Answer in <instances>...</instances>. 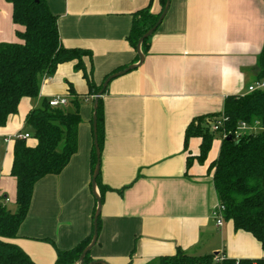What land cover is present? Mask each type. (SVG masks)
Masks as SVG:
<instances>
[{"label": "crops", "instance_id": "obj_1", "mask_svg": "<svg viewBox=\"0 0 264 264\" xmlns=\"http://www.w3.org/2000/svg\"><path fill=\"white\" fill-rule=\"evenodd\" d=\"M46 2L57 17L61 44L89 52L82 60L96 86L114 70L138 62L127 40L132 14L146 7L161 11L160 0ZM263 5L262 0H169L142 63L108 82L100 97V178L112 190L105 191L101 202L98 241L90 249L93 260L145 264L178 248L190 255L264 258L250 233L234 230L226 220L218 227L211 217L218 199L208 166L220 141H212L203 163L192 159L189 167L186 158L198 154L200 139L191 137L184 148L185 129L193 119L220 114L226 96L245 94L250 84L264 80L258 66ZM22 30L13 22L11 3L0 0V44L19 42L16 33ZM69 87L84 99L77 151L59 174L34 184L26 217L11 239L35 264H56V248L68 250L89 235L95 193L100 196L90 172L94 98L87 95L75 61L59 64L40 83L38 96L20 99L16 113L0 127V197L16 211V181L10 174L14 136L28 133L25 141L34 146L26 114L50 97H69Z\"/></svg>", "mask_w": 264, "mask_h": 264}, {"label": "trees", "instance_id": "obj_2", "mask_svg": "<svg viewBox=\"0 0 264 264\" xmlns=\"http://www.w3.org/2000/svg\"><path fill=\"white\" fill-rule=\"evenodd\" d=\"M6 1L12 5L13 22L22 26L23 30L16 33L19 42L0 44V127L6 124L9 115L16 113L20 99L38 96L42 78L52 76L61 63L75 61V69L82 72L88 88L87 95L92 99L102 89L104 80L122 69L118 68L106 75L102 84L96 86L91 70L85 69L82 60L89 52L79 48H66L61 44L57 17L50 11L46 0ZM262 1L264 4V0ZM160 4L161 11L158 13H152L146 7L132 14L127 40L135 51L138 40L157 23L166 0H160ZM149 37L140 45L142 54L145 53ZM258 66L261 78L264 76V42L258 55ZM106 89L107 86L103 93ZM68 93L67 104L73 106L72 112L66 111L67 104L50 107L48 99H45L39 107L30 109L26 114L25 123L31 128L32 137L36 140L34 146H29L26 139H14L10 174L16 181L17 208L16 211H11L1 202L4 198L0 197V264H35L11 239L16 237L19 226L26 217L34 184L44 176L59 174L77 151L78 126L82 121L79 108L84 99L72 87H69ZM95 114L96 141L101 153L104 116L100 97ZM219 115H223L225 120L217 132L211 131L209 122ZM241 123L251 126L253 131L234 138L233 131ZM222 132H230L232 139H220L218 155L209 164L208 171L212 173L218 204L224 208L223 219L232 222L234 230L250 233L264 249V89L228 95L220 114L193 119L185 129L184 148H187L191 137H198L199 151L197 155L186 158V167H189L192 159L203 163L212 141ZM95 165L96 150L93 144L90 153L91 176ZM95 183L102 202L105 191L112 189L102 184L100 170ZM118 192L121 193V189ZM95 209L94 207L93 217ZM99 230L100 215L97 218L95 243L98 241ZM92 237L93 225L89 235L74 247L68 250L56 248V264H76ZM214 257L215 254L190 255L178 248L174 254L159 256L145 264H264V258L236 260L224 257L221 261L214 262ZM82 262L104 264L97 260L95 262L90 256V250L84 255Z\"/></svg>", "mask_w": 264, "mask_h": 264}, {"label": "water", "instance_id": "obj_3", "mask_svg": "<svg viewBox=\"0 0 264 264\" xmlns=\"http://www.w3.org/2000/svg\"><path fill=\"white\" fill-rule=\"evenodd\" d=\"M168 6H169V0H166V4H165V7L163 8L158 20H157V23L150 29L148 30L139 40H138V43H137V47H136V53L138 55V62L136 64H132V65H129L127 66L126 68L116 72V73H113L111 75H109L103 82L102 84V89L98 92V94L95 95L94 97V100H93V115H92V131H93V144H94V147H95V150H96V165H95V170H94V173H93V176H92V187L95 189L96 186V183H95V179H96V176L100 170V150L98 148V144H97V141H96V133H95V126H96V114H95V108H96V103H97V100L99 97H101L104 89L106 88L108 82L117 77L118 75H121L123 73H126L127 71L131 70V69H134L136 68L137 66H139L143 59H144V55L142 54V51L140 49V45L142 43V41L149 37L151 34H153V32L156 30V28L158 27L159 23L161 22L162 18L164 17L165 13L167 12V9H168ZM227 140H231V136H227L226 137ZM95 199H96V209H95V214H94V217H93V237H92V240L91 242L89 243V245L83 250L80 258H79V261L76 263V264H83V257L84 255L91 249V247L95 244L96 242V239H97V218L100 214V209H101V200H100V196L95 193ZM96 262V261H95ZM94 262H92L91 264H93ZM104 263V262H103ZM105 264V263H104Z\"/></svg>", "mask_w": 264, "mask_h": 264}, {"label": "built area", "instance_id": "obj_4", "mask_svg": "<svg viewBox=\"0 0 264 264\" xmlns=\"http://www.w3.org/2000/svg\"><path fill=\"white\" fill-rule=\"evenodd\" d=\"M44 78H49V77H43ZM41 80V82H42ZM263 90L264 89V80L256 81L253 84H250L247 87V93L253 92L255 90ZM95 97V96H94ZM69 97L67 96H53L48 99V105L50 107H60V106H65L68 103ZM225 118L223 115H219L213 120L209 122V128L211 131L217 132L220 128V126L223 124ZM253 131V128L251 126H248L245 123L239 124L237 128L233 131V137L238 138L239 136L249 133ZM30 135L28 133H19L14 136V138L18 139H27ZM227 136H231L232 134L230 132H222L221 135L219 136L220 139L226 138ZM223 210L224 208L217 204L212 210H211V217L215 220L216 225L219 227L223 224ZM224 259V257L221 255H217L214 257V261H221Z\"/></svg>", "mask_w": 264, "mask_h": 264}, {"label": "rangeland", "instance_id": "obj_5", "mask_svg": "<svg viewBox=\"0 0 264 264\" xmlns=\"http://www.w3.org/2000/svg\"><path fill=\"white\" fill-rule=\"evenodd\" d=\"M65 109L67 112H72V106L71 105H67ZM218 141H220V137L218 135H216V137L213 141V144L216 145ZM214 262H216V261H214Z\"/></svg>", "mask_w": 264, "mask_h": 264}]
</instances>
